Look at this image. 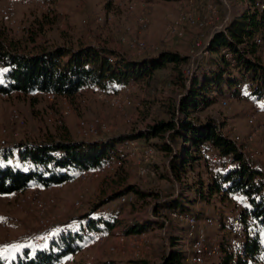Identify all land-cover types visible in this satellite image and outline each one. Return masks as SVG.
Instances as JSON below:
<instances>
[{"label": "rangeland", "instance_id": "rangeland-1", "mask_svg": "<svg viewBox=\"0 0 264 264\" xmlns=\"http://www.w3.org/2000/svg\"><path fill=\"white\" fill-rule=\"evenodd\" d=\"M116 1L17 0L16 6L10 10L11 16L5 18L2 16L1 10L5 7L6 0H0V36L8 41L18 42L19 46L22 47L21 50L23 48L32 50L35 45L40 44L48 46L67 44L75 47L85 45L108 48L130 59L154 57L162 52L178 53L188 58L183 69L187 82L199 75L200 71H207L211 59L220 55V53L208 51V53L199 55L194 61V56L191 54V49L198 41L206 46L205 50L210 49L211 43L209 41L215 31L212 26L203 31L185 27L183 38L167 37L166 28L175 23L179 15L177 6L183 0H158L160 4L158 7L159 14L155 18L154 30L149 28L142 32L139 31L134 16H130L126 12L128 4H124L120 8L115 5ZM122 1L124 3L128 1L139 6L137 0ZM140 1H142L141 3H150L157 0ZM226 1H228V5L225 4V0H214L219 11L220 21L226 20L230 25L234 19L240 18L239 15L248 7L241 10L245 3L241 5V2L236 0ZM245 5L247 6V4ZM138 6V11L147 12L152 20L150 7L141 10ZM110 10L114 11V15L120 14L125 17L124 19H130V21L122 22L121 18L115 20V16L110 15ZM196 11L203 18L205 6L202 4ZM98 16H104L106 18L105 23L97 24L95 20ZM11 18L18 22L19 29L10 24ZM163 18L166 20L163 21ZM128 29L132 32V37H137L146 43L148 50L138 54L120 42L121 36L124 32L127 33ZM157 31L160 32V35L158 41L155 42L149 38V35L151 37V34ZM33 38L36 39L35 44ZM155 47L157 50H151ZM171 68L172 65H169L167 68L158 71L150 84L130 83L136 85V89L131 95L133 104L124 110H117L101 99L99 92H97L101 91L99 89L78 95L75 100L70 101L72 114L63 119L62 124L57 122L62 109V100L49 102L42 97L31 99L18 95L10 96L7 99L0 98V132L3 129H10L20 134L16 140L11 141L8 149L25 142L40 144L50 140L59 141L65 136V131L69 134L71 141L78 142L84 140L79 134V122L98 118L115 128L111 137L110 134L102 137L106 142L122 137H142L145 133L150 132L148 130H151L157 121L168 120L169 118L166 114L168 100L171 95L177 96L179 92L170 84ZM192 72L193 76L191 77ZM121 87L124 86L118 88ZM118 88L116 87V90L110 93L101 92L107 95H116L120 92ZM223 99L230 102L231 108H224L218 101L217 104L198 113L196 117L201 121H207L210 118L215 120L226 133L241 134L245 138L255 134L254 146L262 151V158L264 159L263 115L261 121L255 126H250L248 122L255 101L249 97L232 99L227 96ZM259 103L264 110V101ZM15 109L21 116V121L17 123L11 122L10 118ZM48 118H53L54 123H47ZM180 119L181 116H178L175 121L179 122ZM137 140L141 145L143 144V147L153 146L157 150V154L151 158V163L148 164L150 173L145 177L139 174L140 167L144 166L141 158L143 154L140 152L138 158L126 161L125 168L119 169L118 174L109 173L97 176L85 185L78 183L73 186H64L57 193L55 205L48 208L46 212L48 218H52L59 227V231H53L52 234L49 233L50 235L36 227L37 211L35 209L17 207L18 201L25 194L24 192L0 196V257H13L17 252L26 248L32 250L45 249L53 237L59 233L82 232L87 237L83 242L84 246L76 255L68 257L69 264H100L109 260L116 264H162L163 257L171 249L169 238L171 231L174 230L163 220L168 214L167 205L170 202L179 198L182 203L190 206V209L187 208V210L202 214V216L209 215L218 221L225 219L226 223L231 220V205L228 200L224 201L219 197L214 198L210 203L195 200L199 189L209 178V170L206 164L200 162L188 175L186 183L181 185L173 178L171 169H168L169 157L158 150L157 144L161 143L162 139L137 138ZM86 141L98 142L99 140L89 139ZM166 142L171 144L175 150L181 147L180 142L175 145H172L169 140ZM116 154L123 155L125 159L123 150L117 148ZM120 176H126L125 186L129 184L138 186L145 197L136 200L135 195L132 194L135 199L131 203L122 205L117 199L118 201L99 207L108 196L115 191H121L123 186L119 187L114 183V179L117 180ZM35 195L44 201L48 200L45 192L35 193ZM77 201L81 202L80 207L76 206ZM94 211L96 212L93 217L102 216L118 221L115 232H104L107 236V243L102 247L94 245L92 243L93 238L85 233L82 226H78V220L82 216ZM137 224L147 227L148 230L133 235L125 234L129 227ZM175 229L177 230L176 227ZM178 232L179 236L183 237V229L178 230ZM144 233L150 244L144 243L142 251L135 254L130 247L132 237L135 235L139 237ZM120 234L128 237V251L113 253L110 251V245L116 242L117 236ZM112 238H116L115 241H110ZM209 238L210 241L221 243L229 240L230 235L227 230L211 229ZM242 242L240 241L239 244Z\"/></svg>", "mask_w": 264, "mask_h": 264}, {"label": "trees", "instance_id": "trees-1", "mask_svg": "<svg viewBox=\"0 0 264 264\" xmlns=\"http://www.w3.org/2000/svg\"><path fill=\"white\" fill-rule=\"evenodd\" d=\"M236 1L247 4L248 8L240 18L233 20L226 32L214 36L209 49L210 52L221 53L223 47L227 48L233 55L232 61L220 54L211 59L207 71H200L189 82L183 72L188 58L178 53L162 52L154 57L130 59L108 48L85 45L40 44L32 50H21L18 42L0 36V94L12 96L17 93L20 97L38 99L40 97L33 94L53 93L58 102L63 98L71 101L84 88L110 93L116 87L130 83L150 84L155 74L169 65H172L170 84L179 91L177 96L171 95L168 100V120L157 121L150 132L142 137H122L107 142H74L65 131V136L59 141L50 140L40 144L25 142L14 148L0 149V196L23 193L34 185L48 187L64 184L69 178V170L93 169L111 161L118 156L116 151L120 143L137 138L162 139L157 144L158 150L169 157L173 178L184 185L188 175L201 162V147L207 144L222 157L232 155L236 166L226 173L209 172V178L199 189L195 200L210 203L219 197L229 201V194L237 191L244 195L252 207L245 215L247 239L243 252L237 254L230 250L231 239L220 243L210 241L209 238L211 248L220 245L222 258L205 264H264V173L257 170L224 137L222 128L215 120L210 118L201 121L196 117L227 96L232 99L249 97L258 104L264 101V61L258 55L259 47L256 43L257 38L264 39V10L257 6V3L264 4V0ZM33 43H36L35 38ZM110 57L115 59L114 64L109 63ZM178 116L181 119L176 122ZM166 140L172 145L180 142L181 147L175 150ZM126 179V176L114 179L116 186L123 188L108 196L99 207L128 194H134L136 200L145 197L138 186H125ZM187 208L190 209V206L182 203L179 198L167 205L166 220L174 230L169 238L171 249L163 257L162 264H189L187 251L181 242L183 237L178 232L180 229L185 231L186 227L169 217L176 210L203 217ZM95 212H89L79 219L87 221L84 230L88 233L112 232L118 226V221L102 216L94 218ZM146 230L147 227L137 224L129 227L125 234L133 235ZM221 230L226 229L223 226ZM85 238L82 232L59 233L47 248L23 249L13 257H0V264H58L64 258L80 252ZM100 264L116 263L109 260Z\"/></svg>", "mask_w": 264, "mask_h": 264}, {"label": "built area", "instance_id": "built-area-1", "mask_svg": "<svg viewBox=\"0 0 264 264\" xmlns=\"http://www.w3.org/2000/svg\"><path fill=\"white\" fill-rule=\"evenodd\" d=\"M201 2L205 6V15L203 16V18H201L197 14L195 5L182 2L178 5L177 8L179 10V15L175 23H173L172 25H168L166 28L168 38H183L185 27L203 31L205 29H208L209 26H212L215 31L213 32V36L209 41V43H211V40L215 35L226 32L229 26L228 21H220L219 11L215 5L214 0H201ZM16 4L17 0H6V5L1 10L2 16L5 18H9L11 16L10 10H12V8L16 6ZM124 4H128L126 7V12L128 15L134 16L139 31L142 32L148 30L152 22L150 14H148L147 12H139L137 9V5L134 3H129L128 1L124 3L122 0H117L115 2V5L120 8H122ZM225 4L228 5V1L225 0ZM257 6L264 10L263 3H257ZM241 15L239 16L241 17ZM105 20L106 18L104 16H98L95 21L97 24H99L105 23ZM10 24L16 26L19 29L18 22L15 19L11 18ZM131 34L132 32H130V29H128V32H124L123 36H121L120 42L122 44H125L130 50L138 54H140L144 50H148V46L145 42L141 41L137 37H132ZM256 43L259 47L258 55L264 61V39L262 37H259L256 39ZM205 49L206 46H204L199 41L194 44L193 48L191 49V54L194 56V61L197 57H199V55L204 54L205 52L208 53L209 50ZM151 50H157V47ZM220 54L223 55L227 60L232 61L233 55L227 48L223 47ZM108 60L110 64L115 63V59L113 57H110ZM192 76L193 72L191 73V77ZM135 89V84H129L127 86L118 88V91L120 92L116 95H107L106 93H103L101 91L97 92H99L100 98L105 100L111 107H114L117 110H124L125 108L133 104L131 95ZM92 90L93 89L91 88H84L78 93V95ZM13 95H17V93H14ZM33 96H39L40 98L42 97L44 100L49 102H55L57 100V96L53 93H35L33 94ZM9 97L10 95L8 94H0V98L2 99H7ZM221 104L226 109L231 108L230 102L228 100L223 99L221 101ZM71 114L72 108L70 106V101L66 98H63L62 109L60 111L59 117L57 118V122L59 124H62L63 119L69 117ZM262 115L264 119V111L262 110L260 104L254 103L252 114L248 120L249 125L255 126L256 124H258L261 121ZM10 118L11 122L13 123L21 121L20 113L16 109L12 111ZM47 123H54L53 118H48ZM114 131V126L104 122L102 119L96 118L93 120H81L79 122V134L84 140L91 139L103 141V136H107L110 134L111 137ZM221 131L224 137L230 140L237 147L239 152L243 154L248 161L254 164V167L257 170L264 172V159L262 158V151L254 146L256 137L255 134H251L248 136V138H245L241 134L226 133L223 129ZM19 136L20 134L18 132H13V130H1L0 149L8 148L9 144H11V141L16 140ZM117 148L125 152V159L123 158V155H118L111 161L103 163L93 169H71L68 171L69 178L64 184L52 185L48 187H40L34 185L24 192L25 194H23V198L18 201L17 207H31L35 209L37 211L36 227L42 230V232H44L45 234H52L53 231H59L58 224L52 218H48L46 212L48 208L55 205L57 193L60 192L64 188V186H73L78 183L81 185H85L89 183V181H91L94 177L106 175L109 173H116L120 168L125 166L126 161H132L138 158L140 152H142L143 154L141 158L143 160L144 166L140 167L139 174L142 177H145L150 173L148 164L151 163V158H153L157 154V150L155 147L148 146L145 148L137 139H131L120 143ZM200 157L201 162L208 166V170L212 174L226 173L236 166L232 155L222 157L219 155L218 151L215 148H212L207 144L201 147ZM139 160L141 159L139 158ZM168 169L170 170L169 163ZM41 192H45L47 194V201H44L35 195V193ZM134 199L135 197L132 194H128L122 196L118 200L122 205H124L133 202ZM229 203L231 205L232 218L228 223L225 222V219L218 221L213 219L209 215L198 218L197 214L181 212L179 210L172 211L169 214L170 218L178 220L186 227V230L182 234L184 238V241H182V243L183 247L187 251V262L189 264H205L207 261H214L216 259L217 261L221 260L222 253L220 245L217 244L212 248L209 246V231L211 229L220 230L223 228V226L230 235V250L237 254L243 252V247L247 239V225L245 224V215L249 212L252 206L250 202L244 197V195L241 192L237 191L231 192L229 194ZM76 206L80 207L81 202L77 201ZM163 220L167 222L166 219ZM4 227H6V225H4ZM90 236L93 237L92 243L98 247H102L107 243V236L105 235V233L91 232ZM127 240L128 237H126L125 235L117 236L116 242L110 245V251L113 253L127 252ZM240 241L243 242L239 244ZM144 243L150 244L148 239L146 238L145 233L141 234L139 237L135 235L132 237L130 247H132V251L135 254H139L142 251ZM69 263V258H64L62 261L58 262V264Z\"/></svg>", "mask_w": 264, "mask_h": 264}, {"label": "crops", "instance_id": "crops-1", "mask_svg": "<svg viewBox=\"0 0 264 264\" xmlns=\"http://www.w3.org/2000/svg\"><path fill=\"white\" fill-rule=\"evenodd\" d=\"M138 2H139V8L141 9V10H144L145 9V7H147V8H149L150 7V9L152 10V25H151V29L153 28V27H155V25H154V22H155V18H156V15L158 16V14H159V12H158V10H159V6H160V4H159V1L157 0V1H152V2H150V3H141L142 1H140V0H137ZM181 3V2H180ZM182 3H189V4H193V5H195V7H196V9H198L199 8V6H201L202 5V2H201V0H183L182 1ZM241 5H242V3H241ZM178 7V6H177ZM247 6L244 4V7L241 9V10H243L244 8H246ZM244 11V10H243ZM114 11H112V10H110V15H114V13H113ZM115 16V20H117V19H122L123 21L122 22H125L126 20L129 22L130 21V19H124L125 17H123L122 15H117V14H115L114 15ZM117 18V19H116ZM238 18V17H237ZM158 20V19H157ZM166 20V18H163V21H165ZM153 30H154V28H153ZM159 35H160V32L159 31H157V32H153V34H151V37H150V35H149V38L150 39H152L153 41H158L157 39H159ZM118 51V50H117ZM143 145V144H142ZM16 194H19V193H16ZM94 218H96V217H94ZM86 220H78V226H82V228L83 229H85V227H86ZM117 230V228L116 229H114L113 231L115 232ZM74 231V230H73ZM85 233H87L88 235H89V237H90V233H88V231L87 230H85ZM121 235V234H120ZM93 238V237H92ZM115 239L116 238H112V239H110V241H115Z\"/></svg>", "mask_w": 264, "mask_h": 264}, {"label": "bare ground", "instance_id": "bare-ground-1", "mask_svg": "<svg viewBox=\"0 0 264 264\" xmlns=\"http://www.w3.org/2000/svg\"><path fill=\"white\" fill-rule=\"evenodd\" d=\"M240 17V16H239Z\"/></svg>", "mask_w": 264, "mask_h": 264}, {"label": "water", "instance_id": "water-1", "mask_svg": "<svg viewBox=\"0 0 264 264\" xmlns=\"http://www.w3.org/2000/svg\"><path fill=\"white\" fill-rule=\"evenodd\" d=\"M100 141V140H99Z\"/></svg>", "mask_w": 264, "mask_h": 264}]
</instances>
